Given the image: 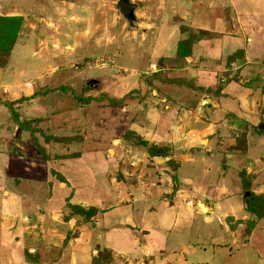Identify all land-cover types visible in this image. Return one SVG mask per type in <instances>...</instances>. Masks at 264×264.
I'll return each mask as SVG.
<instances>
[{"label": "rangeland", "instance_id": "rangeland-1", "mask_svg": "<svg viewBox=\"0 0 264 264\" xmlns=\"http://www.w3.org/2000/svg\"><path fill=\"white\" fill-rule=\"evenodd\" d=\"M131 1L0 0V264H129L115 219L169 204L264 234V0Z\"/></svg>", "mask_w": 264, "mask_h": 264}, {"label": "crops", "instance_id": "crops-1", "mask_svg": "<svg viewBox=\"0 0 264 264\" xmlns=\"http://www.w3.org/2000/svg\"><path fill=\"white\" fill-rule=\"evenodd\" d=\"M232 1L237 6H240V9H242V4L247 5L245 4L247 0ZM138 201L141 204L143 203L142 205L139 204L138 207L142 206L144 208H149L155 202L152 197H145L144 200L139 199ZM161 207L162 209L159 211H151L150 214L148 212L150 219H115L113 223L115 225L114 231L122 232L123 234H117L115 241L111 242L115 244V250L119 255L125 254V257L135 260L137 256H142L149 252V249L153 252L151 254L158 255L154 258L158 264H237L239 257L243 260L242 264H250L248 261L251 257L258 259V264H264V234H257L256 232L252 240L248 243L250 248L242 250L243 254L246 251L252 252L251 255H247V257L245 255L242 256L239 253L241 250H238L237 255L235 254L237 256H235L236 262H233L229 250L226 251L224 256L219 257L217 256L219 249H216L214 253V249L208 247V249H201L198 247V243L205 244L213 238L215 229L210 230L204 227L202 223L195 225L196 223L194 221H197V218L194 220L191 218L187 220L181 219L178 211L173 209L172 204L162 205ZM203 210L206 211L204 208ZM121 224L127 226L120 227ZM135 229H143L148 232H145L149 236L146 239L147 243L140 244V240H136L137 235L134 233ZM154 236L160 239L161 242L156 244L153 240H150V237ZM253 245L255 249L252 247ZM258 251L261 254L260 257L257 256ZM212 255H215V259ZM133 260H129V264H133Z\"/></svg>", "mask_w": 264, "mask_h": 264}, {"label": "water", "instance_id": "water-1", "mask_svg": "<svg viewBox=\"0 0 264 264\" xmlns=\"http://www.w3.org/2000/svg\"><path fill=\"white\" fill-rule=\"evenodd\" d=\"M117 9L123 14V16L128 20L129 25H135L134 21L136 19L135 11L138 8V4L131 0H118ZM206 209V207H203Z\"/></svg>", "mask_w": 264, "mask_h": 264}]
</instances>
